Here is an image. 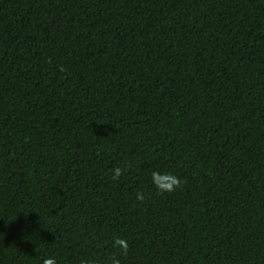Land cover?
Here are the masks:
<instances>
[{"label":"trees","instance_id":"16d2710c","mask_svg":"<svg viewBox=\"0 0 264 264\" xmlns=\"http://www.w3.org/2000/svg\"><path fill=\"white\" fill-rule=\"evenodd\" d=\"M113 253L264 264V0H0V264Z\"/></svg>","mask_w":264,"mask_h":264},{"label":"clouds","instance_id":"9594fccd","mask_svg":"<svg viewBox=\"0 0 264 264\" xmlns=\"http://www.w3.org/2000/svg\"><path fill=\"white\" fill-rule=\"evenodd\" d=\"M121 169L115 168L112 170V178L116 179L120 176ZM151 183L157 193H171L175 191L182 183L181 179L167 171L154 170L151 173ZM137 200H143L144 195L142 192L136 193ZM112 247L117 250L121 257L126 256L128 252V242L122 237H115L112 239ZM110 264H121V259L117 257L116 253H113L108 258ZM42 264H57L54 257H46L42 260ZM80 264H96L94 260L82 259Z\"/></svg>","mask_w":264,"mask_h":264}]
</instances>
